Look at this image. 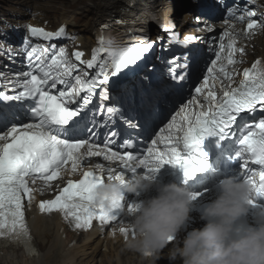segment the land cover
<instances>
[{"label":"snow or ice","instance_id":"snow-or-ice-1","mask_svg":"<svg viewBox=\"0 0 264 264\" xmlns=\"http://www.w3.org/2000/svg\"><path fill=\"white\" fill-rule=\"evenodd\" d=\"M229 14H234L233 8L229 9ZM247 15L251 17L255 13L249 11ZM243 18L240 17L241 20ZM162 27L171 33L172 40L177 39V34L172 32L174 25L170 23ZM261 27L264 25L253 19L247 24V31ZM27 31L31 37L46 41L66 36L63 26L56 32H49L29 24ZM139 31L144 33L145 29ZM226 37H229L227 44L224 43ZM195 39L187 36L184 44ZM97 40L98 46L93 49L90 60H82L83 52L73 53L76 61L86 63L88 69H96L95 75L89 77L87 72L83 76L73 75L77 65L69 61L64 48L56 51L53 45V54L46 62L39 55L34 57L37 49L32 47L29 50L26 39L24 52L29 70L18 74L24 77L23 80L18 78L15 81L21 90L11 95L0 91V238L22 244L30 253L33 251L25 219V201L31 203L33 188L30 184H35L37 180L51 186V182L58 180L64 171L74 174L81 170L82 162L101 156L106 161L120 163L119 171L107 169V179L120 181L121 184L128 173H135L140 167L155 175L165 164L179 167L185 177L192 178L206 166L201 145L209 136L218 137L221 141H235L239 145L233 158L243 159L240 168L252 189L249 203L254 206L256 198L264 196V118L243 127L237 123L241 113L257 109L264 111V62L257 59L250 68H245L239 86L232 87L235 73L229 71L228 66L238 63L235 54H243L244 49L236 47V39L231 33L223 32L219 37L216 58L207 68L203 82L195 88L196 95L180 108L166 127L160 129L146 154L141 157L127 151L133 147L129 139L121 145L126 149L123 154L108 147L115 140L106 138L103 147L90 142L91 136L96 133L87 127L90 117L85 110L91 111L90 106L99 89L98 111L107 114L105 124L117 116L123 117L115 106L105 104L109 100L107 85L110 77H116L136 65L149 52L152 44L147 42L146 35L119 41L105 35L104 28H101ZM226 49L227 55L223 56ZM43 51L48 52V49ZM222 60H226V64H218ZM186 66L187 58L182 67ZM221 79L229 81V86L221 87L222 95L218 98L215 88L216 82ZM58 85L63 87L58 88ZM200 96H203L207 107L200 103ZM18 119L21 120L19 124L16 123ZM92 122L95 125L94 116ZM124 122L134 127L128 120ZM82 132L91 133L89 139L71 138ZM111 136L116 137L117 133L112 132ZM245 156L247 159H244ZM249 161L259 166V171L249 169ZM95 168L103 169V165L96 164ZM104 182L102 173L89 168L82 172L78 181L69 179L53 199L41 201L39 210L41 213H61L74 229L87 230L94 220L102 226L109 225L121 218L125 197L108 198L105 204L98 206L95 189ZM202 195L195 192L192 198L195 200ZM126 207L128 212H132L136 203H128ZM120 232L127 238L128 229L120 228Z\"/></svg>","mask_w":264,"mask_h":264},{"label":"clouds","instance_id":"clouds-1","mask_svg":"<svg viewBox=\"0 0 264 264\" xmlns=\"http://www.w3.org/2000/svg\"><path fill=\"white\" fill-rule=\"evenodd\" d=\"M153 189L155 195L136 202L134 210L126 213L128 250L149 258L150 264L161 258L169 244L170 264H264V210L248 222L252 189L247 180L222 178L218 195L200 214L203 227L186 231L183 238L180 233L191 219L193 198L188 188L174 182L157 183L155 175L144 174L125 177L123 184L106 179L95 189V203L99 206L108 198L124 193L138 196Z\"/></svg>","mask_w":264,"mask_h":264},{"label":"bare ground","instance_id":"bare-ground-1","mask_svg":"<svg viewBox=\"0 0 264 264\" xmlns=\"http://www.w3.org/2000/svg\"><path fill=\"white\" fill-rule=\"evenodd\" d=\"M173 6H174V4L169 6L171 8V11L173 10ZM92 10H95V9H92ZM187 11H188V8L185 10V12L181 11V9H180V11H175L173 13L172 17L173 18H176V17L182 18L183 15ZM63 19H65L69 24L71 23V21L68 17L63 18ZM117 21H119V20L117 19ZM188 27H194V25H191L189 23ZM89 30H90V24L87 23L85 25V28L82 31L83 32H89ZM259 40L264 44V34H263L262 38ZM114 89H117V88H114ZM180 96H182V95H180ZM114 168L119 171L121 169V165L116 164V165H114ZM101 171L107 172V170L105 169V165H103V169H101ZM36 236L38 237V239H42V237L40 235H36ZM180 237H181V234H180ZM57 238H58V236H57L56 232H53L48 238L47 250L45 252H41V254L38 255V257L35 259H22L21 257L13 256L12 254H7V255H0V264H63V260L65 258L64 257L65 253L61 254V253L55 251ZM84 240L87 241L88 237L84 238ZM95 241H97V239L88 243L87 245H92L95 243ZM76 247L81 249L82 254H78L77 252L66 253V256L70 259L71 264H80L81 261L86 262V263L89 262L88 264H91V262H93V260H91V259H93V258L95 261V258L98 254V250L96 248L85 247V246H80V245H77ZM106 249L109 250V254L112 255L114 252L113 249H115V248H111V247H109L108 244H106ZM64 250H69V249H67V248H61L60 249V251H64ZM115 253H116V255H118V252H115ZM81 255H84V257H86V258L85 259L81 258ZM126 259L127 258H123L122 256H120V257L117 256V258H116L117 264H123V262ZM79 260H81V261H79ZM111 261H112L111 259H107L105 263L110 264Z\"/></svg>","mask_w":264,"mask_h":264},{"label":"rangeland","instance_id":"rangeland-1","mask_svg":"<svg viewBox=\"0 0 264 264\" xmlns=\"http://www.w3.org/2000/svg\"><path fill=\"white\" fill-rule=\"evenodd\" d=\"M34 4H28L25 1H19L15 5H13L16 9L26 10L38 8L42 11L44 10L46 17L49 19L56 21V23L59 21V14L60 11L67 12V16L70 15L72 18H75L74 23L75 29L77 30V33L82 32L83 34H86L87 37L90 36V31L83 32L82 30L85 28V25L87 23L90 24V28L93 25L94 20V11L92 10V7L94 5V0H80L78 5H72L77 3L78 0H34ZM22 3H24L22 5ZM55 10V11H54ZM71 11H74L73 14H71ZM27 12V11H26ZM87 12V13H86ZM86 15V16H85ZM15 22H19L17 18H15ZM26 20H28L26 18ZM21 21H23V17L21 16ZM79 29H82L81 31Z\"/></svg>","mask_w":264,"mask_h":264}]
</instances>
